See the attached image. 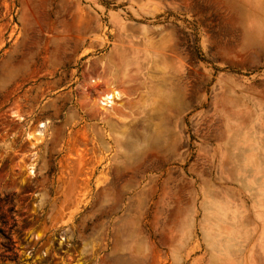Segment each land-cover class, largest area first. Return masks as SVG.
Wrapping results in <instances>:
<instances>
[{"label":"rangeland","instance_id":"obj_1","mask_svg":"<svg viewBox=\"0 0 264 264\" xmlns=\"http://www.w3.org/2000/svg\"><path fill=\"white\" fill-rule=\"evenodd\" d=\"M0 216V264H264V0H0Z\"/></svg>","mask_w":264,"mask_h":264},{"label":"bare ground","instance_id":"obj_2","mask_svg":"<svg viewBox=\"0 0 264 264\" xmlns=\"http://www.w3.org/2000/svg\"><path fill=\"white\" fill-rule=\"evenodd\" d=\"M119 95L120 94L117 91H115V90L108 91L107 93H105L102 96V100H105V102L103 104H106L107 106H111V104L114 102L113 99L118 98Z\"/></svg>","mask_w":264,"mask_h":264},{"label":"trees","instance_id":"obj_3","mask_svg":"<svg viewBox=\"0 0 264 264\" xmlns=\"http://www.w3.org/2000/svg\"><path fill=\"white\" fill-rule=\"evenodd\" d=\"M1 218H2V217L0 216V219H1ZM2 224H4L3 219L0 220V225H2Z\"/></svg>","mask_w":264,"mask_h":264}]
</instances>
